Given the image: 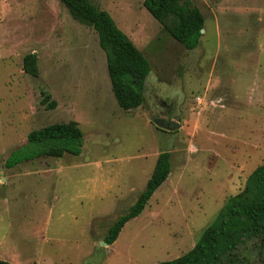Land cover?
Masks as SVG:
<instances>
[{
	"label": "rangeland",
	"instance_id": "rangeland-1",
	"mask_svg": "<svg viewBox=\"0 0 264 264\" xmlns=\"http://www.w3.org/2000/svg\"><path fill=\"white\" fill-rule=\"evenodd\" d=\"M91 1L150 63L137 109L118 107L96 33L58 0H0V164L51 124L75 121L84 137L79 156L24 162L0 178V260L11 264L176 259L264 164V0H188L204 17L192 51L143 0ZM28 53L36 78L22 69ZM156 119L178 128L161 130ZM162 152L167 180L104 246Z\"/></svg>",
	"mask_w": 264,
	"mask_h": 264
},
{
	"label": "trees",
	"instance_id": "trees-1",
	"mask_svg": "<svg viewBox=\"0 0 264 264\" xmlns=\"http://www.w3.org/2000/svg\"><path fill=\"white\" fill-rule=\"evenodd\" d=\"M70 18L91 28L105 55L112 95L123 111L137 109L143 103L145 80L151 71L143 53L115 24L109 13L91 0H58ZM144 9L185 50L199 45L204 17L188 0H143ZM23 72L38 76L37 58L28 53L22 58ZM49 96L41 100L44 105ZM46 107L54 109L55 102ZM84 137L75 121L55 123L31 131L26 143L13 150L4 162L7 169L39 158L79 156ZM170 155H158L144 190L127 211L107 229L103 242L112 245L121 229L138 217L155 191L170 174ZM0 264H11L0 260ZM24 264H37L35 262ZM157 264H264V164L246 178L243 189L229 197L193 248L184 255Z\"/></svg>",
	"mask_w": 264,
	"mask_h": 264
},
{
	"label": "water",
	"instance_id": "water-1",
	"mask_svg": "<svg viewBox=\"0 0 264 264\" xmlns=\"http://www.w3.org/2000/svg\"><path fill=\"white\" fill-rule=\"evenodd\" d=\"M202 33V30H201ZM154 125L164 131H173L175 129L178 128V124L175 122H172L170 120H163V119H156L154 120ZM104 246H106V244L103 242L102 243Z\"/></svg>",
	"mask_w": 264,
	"mask_h": 264
},
{
	"label": "crops",
	"instance_id": "crops-1",
	"mask_svg": "<svg viewBox=\"0 0 264 264\" xmlns=\"http://www.w3.org/2000/svg\"><path fill=\"white\" fill-rule=\"evenodd\" d=\"M101 10H103V9H101ZM4 162L5 161L1 162V164H0V178H2V182L7 180L6 178H8V177H7L6 174H9V171H13V170H15L18 167V166H16L14 168L7 169V168L4 167Z\"/></svg>",
	"mask_w": 264,
	"mask_h": 264
}]
</instances>
